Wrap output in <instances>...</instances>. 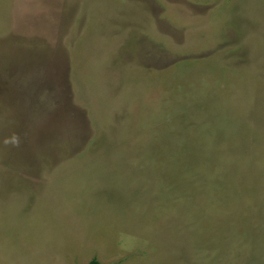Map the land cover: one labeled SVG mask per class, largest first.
<instances>
[{"label": "rangeland", "instance_id": "1", "mask_svg": "<svg viewBox=\"0 0 264 264\" xmlns=\"http://www.w3.org/2000/svg\"><path fill=\"white\" fill-rule=\"evenodd\" d=\"M264 264V0H0V264Z\"/></svg>", "mask_w": 264, "mask_h": 264}, {"label": "trees", "instance_id": "2", "mask_svg": "<svg viewBox=\"0 0 264 264\" xmlns=\"http://www.w3.org/2000/svg\"><path fill=\"white\" fill-rule=\"evenodd\" d=\"M86 264H104V263L98 261V260L95 259V258H92V259L89 260Z\"/></svg>", "mask_w": 264, "mask_h": 264}]
</instances>
